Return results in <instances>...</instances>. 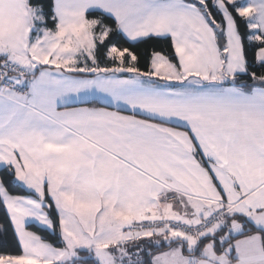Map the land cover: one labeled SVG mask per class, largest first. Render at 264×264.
<instances>
[{"label": "snow or ice", "instance_id": "6c2138e0", "mask_svg": "<svg viewBox=\"0 0 264 264\" xmlns=\"http://www.w3.org/2000/svg\"><path fill=\"white\" fill-rule=\"evenodd\" d=\"M0 210V264H264V0H0Z\"/></svg>", "mask_w": 264, "mask_h": 264}, {"label": "trees", "instance_id": "16d2710c", "mask_svg": "<svg viewBox=\"0 0 264 264\" xmlns=\"http://www.w3.org/2000/svg\"><path fill=\"white\" fill-rule=\"evenodd\" d=\"M127 46V45H126ZM147 46L146 45H140L138 46L137 48H135L134 50L137 51L138 53H143V50L146 48ZM144 61L142 60L141 61V64L143 65ZM3 215V211L0 210V216Z\"/></svg>", "mask_w": 264, "mask_h": 264}]
</instances>
